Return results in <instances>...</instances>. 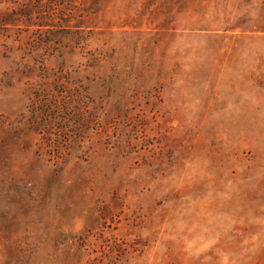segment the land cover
<instances>
[{
    "label": "rangeland",
    "instance_id": "obj_1",
    "mask_svg": "<svg viewBox=\"0 0 264 264\" xmlns=\"http://www.w3.org/2000/svg\"><path fill=\"white\" fill-rule=\"evenodd\" d=\"M0 264H264V0H0Z\"/></svg>",
    "mask_w": 264,
    "mask_h": 264
}]
</instances>
